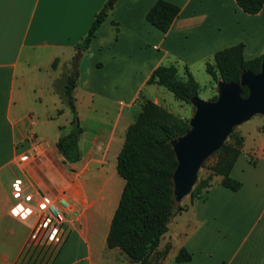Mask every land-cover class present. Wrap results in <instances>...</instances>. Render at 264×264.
<instances>
[{"label": "crops", "instance_id": "1", "mask_svg": "<svg viewBox=\"0 0 264 264\" xmlns=\"http://www.w3.org/2000/svg\"><path fill=\"white\" fill-rule=\"evenodd\" d=\"M154 1L115 0L83 51L74 88L81 158L69 162L56 140L71 112L54 82L105 0H0V264H140L108 247L106 235L125 182L116 158L127 125L145 98L163 104L159 84L147 81L152 70L173 63L183 73L186 65L198 81L195 70L223 46L243 41L246 58L264 51V4L248 13L235 0H170L181 9L164 32L145 17ZM240 131L230 173L241 186L233 190L214 175L203 195H189L161 236L157 249H169L159 264H264V142L246 146ZM35 141L40 153L22 160ZM15 183L81 200L78 218L67 213L57 248L27 244L34 217L11 214ZM181 247L191 259H175Z\"/></svg>", "mask_w": 264, "mask_h": 264}, {"label": "trees", "instance_id": "2", "mask_svg": "<svg viewBox=\"0 0 264 264\" xmlns=\"http://www.w3.org/2000/svg\"><path fill=\"white\" fill-rule=\"evenodd\" d=\"M237 5L248 13L258 12L264 0H235ZM115 0H105L94 14L93 20L81 40L76 52L69 61V67L54 82L55 90L71 112L68 128L61 130L56 146L65 161L75 162L81 158L79 137L83 127L79 121L75 104L74 88L79 75L80 51H85L92 38L113 8ZM181 7L170 0H155L146 11L145 17L152 25L166 32ZM244 42L239 41L223 46L213 53V60L206 61V71L213 81H239L242 70L256 73L264 60V51L246 58L243 55ZM57 59L53 61L56 64ZM183 78L175 64L160 63L152 70L148 82L164 86L174 95L186 102L198 94L200 84L185 65ZM248 93L243 85L242 96ZM214 94L212 98H216ZM61 109H59V112ZM190 127L189 118L176 115L165 106L151 98L142 101L141 109L126 128L124 141L118 151L116 167L125 182L117 206L112 214L106 235L108 247L118 246L131 261L140 264H159L169 249L157 246L162 234L167 230L172 216L184 208L174 193L173 173L177 157L171 143L172 139L185 133ZM232 141L224 140L214 151L215 160L208 166V172L200 177L190 191L191 198L200 197L213 184L214 175H220V183L233 190L241 186V181L231 175V168L241 152L243 135H233ZM176 260H189L191 253L181 247L175 255Z\"/></svg>", "mask_w": 264, "mask_h": 264}, {"label": "water", "instance_id": "3", "mask_svg": "<svg viewBox=\"0 0 264 264\" xmlns=\"http://www.w3.org/2000/svg\"><path fill=\"white\" fill-rule=\"evenodd\" d=\"M243 85L248 89L246 96H242ZM190 100L195 107L190 127L171 141L177 157L173 173L177 200L191 191L202 159L223 143L233 125L254 113H264V60L259 72L242 70L239 81L218 80L216 98L195 94Z\"/></svg>", "mask_w": 264, "mask_h": 264}, {"label": "built area", "instance_id": "4", "mask_svg": "<svg viewBox=\"0 0 264 264\" xmlns=\"http://www.w3.org/2000/svg\"><path fill=\"white\" fill-rule=\"evenodd\" d=\"M35 137V135H31ZM39 142H33L30 151L21 154L22 160H28L40 153ZM12 194L17 201L11 206L10 212L14 216L27 219L34 217L32 228L27 238V244L32 246L46 245L57 248L65 239L66 215L71 214L74 219L81 213V200L70 198L66 191L56 198L51 197L41 189L33 192L25 189L21 183H15Z\"/></svg>", "mask_w": 264, "mask_h": 264}, {"label": "rangeland", "instance_id": "5", "mask_svg": "<svg viewBox=\"0 0 264 264\" xmlns=\"http://www.w3.org/2000/svg\"><path fill=\"white\" fill-rule=\"evenodd\" d=\"M178 73L181 77L183 78L186 77L185 72L183 73L178 72ZM195 75L200 83V90L198 94L201 98L211 99L214 94H217V82L213 81V83H210L211 77H210V74L206 71V69H202V71L199 69H196ZM155 88L157 89L156 94H158L160 97H163L161 98L162 99L161 101L164 105L163 104L161 105L165 106L168 110L172 111L176 115L189 118V119L191 118L194 112V109H195L194 104L192 102H186L182 99L177 98L172 91H170L169 89L161 85H157V87ZM258 114H264V113H254L250 117L238 123H235L232 129L230 130V132L233 131V135L235 136L241 135L240 130L245 132L246 137H247L246 146H249V145L254 146V145H257L261 141L264 142V135L262 138H259V135H260L259 132H262L260 130H264V126L260 127L262 123L257 122V120H261L262 118L260 117L261 115H258ZM63 120L65 121L66 119H64L63 117ZM64 126H65V129L66 127L68 128V123L64 124ZM229 133L226 134L223 140H228V141L233 140V136L230 137ZM215 156L216 155L214 154V151L209 152L208 154L204 156V158L202 159L201 163L199 164L197 168L194 184L200 177L205 176L207 174L208 166L215 160ZM189 195H190V191L187 193H184L181 199L179 200L180 204H182L183 201H187L189 199ZM90 224H93V223L90 222Z\"/></svg>", "mask_w": 264, "mask_h": 264}]
</instances>
